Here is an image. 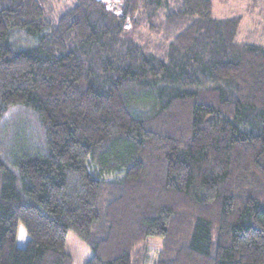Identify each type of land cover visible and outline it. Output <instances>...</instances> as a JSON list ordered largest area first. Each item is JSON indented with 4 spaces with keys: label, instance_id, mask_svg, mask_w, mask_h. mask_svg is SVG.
<instances>
[{
    "label": "trees",
    "instance_id": "obj_1",
    "mask_svg": "<svg viewBox=\"0 0 264 264\" xmlns=\"http://www.w3.org/2000/svg\"><path fill=\"white\" fill-rule=\"evenodd\" d=\"M119 1L0 0V264H74L69 231L87 264L149 238L156 264H264V45L213 0Z\"/></svg>",
    "mask_w": 264,
    "mask_h": 264
},
{
    "label": "rangeland",
    "instance_id": "obj_2",
    "mask_svg": "<svg viewBox=\"0 0 264 264\" xmlns=\"http://www.w3.org/2000/svg\"><path fill=\"white\" fill-rule=\"evenodd\" d=\"M64 4H68L69 0H62ZM106 6L107 10L112 9L113 14L120 16L121 7L114 1L112 8H108V4L113 0H101ZM214 1V18L227 19V17L237 16L239 14L244 15V23L239 31L237 42L241 43H258L264 45V5L261 4L254 10L253 14L249 13V9L252 8L253 0H213ZM119 3V2H118ZM264 3V1H263ZM63 5V4H62ZM60 3L57 4V8L62 6ZM110 7V6H109ZM129 28L128 26H126ZM143 29L142 31H144ZM139 32V31H138ZM143 34L145 33L142 32ZM34 117L31 113L23 112L14 120L15 123L20 125V133L26 136V139L32 144V146H38L37 142L39 139L40 131L37 128V123L34 122ZM25 133H24V132ZM90 173L92 176L98 178L97 171L90 167ZM118 176H109L106 180H119ZM18 245L22 246L28 241V235L26 234L25 228L21 225L18 232ZM149 262L147 264H156L158 254L162 246L160 238H149ZM66 252L72 256L74 264H87L92 257L91 249L84 244V242L72 231L68 232L66 242Z\"/></svg>",
    "mask_w": 264,
    "mask_h": 264
},
{
    "label": "built area",
    "instance_id": "obj_3",
    "mask_svg": "<svg viewBox=\"0 0 264 264\" xmlns=\"http://www.w3.org/2000/svg\"><path fill=\"white\" fill-rule=\"evenodd\" d=\"M114 1H116V3L114 2ZM119 2V3H118ZM122 2H123V0H122ZM113 3H115V4H117V5H119L121 2L119 1V0H113V1H110V3H107L108 5V8H112V6H113ZM110 6V7H109ZM120 6V5H119ZM110 11H112V9H110ZM113 12V11H112Z\"/></svg>",
    "mask_w": 264,
    "mask_h": 264
}]
</instances>
